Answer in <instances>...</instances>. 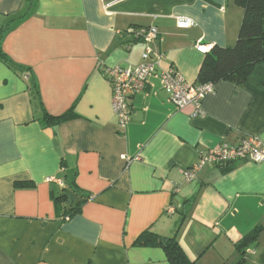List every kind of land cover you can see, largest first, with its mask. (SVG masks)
I'll return each mask as SVG.
<instances>
[{
	"label": "crops",
	"instance_id": "0c3cea01",
	"mask_svg": "<svg viewBox=\"0 0 264 264\" xmlns=\"http://www.w3.org/2000/svg\"><path fill=\"white\" fill-rule=\"evenodd\" d=\"M242 20L235 0H0V264H170L137 243L146 231L177 237L195 264H239L258 228L242 264H264V161L185 176L223 144L264 148V62L244 85L212 83L200 109L179 110L158 72L125 127L106 78L142 64L136 33L153 27L159 71L195 85L197 45L235 46ZM45 112L73 117L47 124Z\"/></svg>",
	"mask_w": 264,
	"mask_h": 264
},
{
	"label": "built area",
	"instance_id": "2783aa9c",
	"mask_svg": "<svg viewBox=\"0 0 264 264\" xmlns=\"http://www.w3.org/2000/svg\"><path fill=\"white\" fill-rule=\"evenodd\" d=\"M192 26L193 21L189 19L182 18L177 22V27L182 30ZM136 37L148 44L142 54V64L137 67H116L106 72V78L113 90V111L120 126L125 127L129 122L132 111L131 100L147 87L149 78L158 72H160V77L164 83V89L179 110H184L189 106L200 109L203 99L213 93L214 84L196 86L188 83L174 68L168 71H159L163 56L150 47L159 37L156 28L138 30ZM213 47L212 45L198 44L196 48L201 54L206 55L212 51ZM238 160H246L256 164L264 161V148L258 137H248L237 147L223 144L205 153L201 156L197 166L186 172L185 176L188 181H191L208 164L221 165Z\"/></svg>",
	"mask_w": 264,
	"mask_h": 264
},
{
	"label": "trees",
	"instance_id": "16d2710c",
	"mask_svg": "<svg viewBox=\"0 0 264 264\" xmlns=\"http://www.w3.org/2000/svg\"><path fill=\"white\" fill-rule=\"evenodd\" d=\"M235 1L243 10V20L237 43L228 48L213 47L212 51L206 55L196 86L215 84L220 81H232L239 86L244 85L254 67L264 62V0ZM21 18L22 16H20ZM1 40L2 34H0V42ZM1 58L4 62L10 63L5 55L1 54ZM34 92L35 95L38 94L36 90ZM72 117L73 113L71 112L63 116H52L45 112L43 120L47 124H51L65 122ZM23 185L25 184H18V186ZM64 199H67V196L61 195L56 198L58 202ZM66 210V215L71 218L80 212V207L78 205L70 207V209L66 208ZM260 231L261 228L256 229L238 244V248L242 252L239 264L244 261L245 247L257 239ZM137 243L142 246L157 245L162 247L170 264H195L189 259L177 237L162 238L151 231H146L140 236Z\"/></svg>",
	"mask_w": 264,
	"mask_h": 264
}]
</instances>
